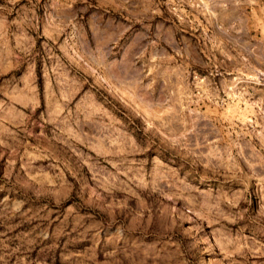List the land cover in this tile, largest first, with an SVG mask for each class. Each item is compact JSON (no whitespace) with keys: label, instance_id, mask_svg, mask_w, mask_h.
Instances as JSON below:
<instances>
[{"label":"rangeland","instance_id":"obj_1","mask_svg":"<svg viewBox=\"0 0 264 264\" xmlns=\"http://www.w3.org/2000/svg\"><path fill=\"white\" fill-rule=\"evenodd\" d=\"M0 264H264V0H0Z\"/></svg>","mask_w":264,"mask_h":264}]
</instances>
